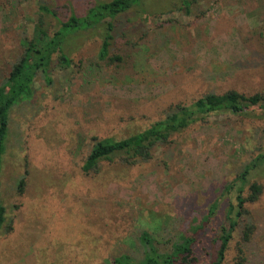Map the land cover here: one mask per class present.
Segmentation results:
<instances>
[{"label":"rangeland","instance_id":"rangeland-1","mask_svg":"<svg viewBox=\"0 0 264 264\" xmlns=\"http://www.w3.org/2000/svg\"><path fill=\"white\" fill-rule=\"evenodd\" d=\"M185 1L145 0L108 18L110 54L122 60L99 57L103 25L70 36L73 65L56 67L51 83L38 74L33 94L13 107L1 174L12 230L0 234V264H109L122 253L140 255L142 231L165 242L184 229L199 234L208 264L229 200L224 187L264 152V106L211 114L148 161L103 160L84 170L94 137H127L211 92L264 93V0ZM92 3L73 7L81 14ZM39 16L38 0H0V86ZM250 182L263 191L248 204L257 223L248 264H264V166ZM238 240L235 233L226 264Z\"/></svg>","mask_w":264,"mask_h":264},{"label":"trees","instance_id":"trees-1","mask_svg":"<svg viewBox=\"0 0 264 264\" xmlns=\"http://www.w3.org/2000/svg\"><path fill=\"white\" fill-rule=\"evenodd\" d=\"M143 1L145 0H93L92 6L78 14L73 7V0H38L40 16L35 22L33 34L24 41L21 57L13 64L9 76L0 86V234L12 230L10 224L6 225L7 212L1 196V174L13 107L21 98L33 94L38 74L51 83L52 72L56 67L66 70L73 65L74 61L65 50V45L70 36L80 35L81 31L103 25L99 57L109 59L110 63L122 60L120 55L110 54L115 24L108 18L115 19ZM184 3L189 6L191 2L186 0ZM59 4L69 8V15L62 16L57 10ZM263 106L264 93L248 95L237 90L211 92L190 104H177L174 108H169L162 118L127 137H94L84 170L95 169L103 160H122L130 165L148 161L158 146L170 142L175 134L205 120L211 114L240 115L252 107ZM260 166H264V152L247 163L239 176L225 185L223 195L228 196L229 200L224 211V224L218 234V245L208 264H226L235 233H238L239 240L232 264H248V245L257 230L255 216L248 204L256 202L263 191L260 183L250 182V176ZM26 175L19 179L20 192L24 190ZM217 209L218 203H213L207 218L214 216ZM198 235L184 229L175 234L174 238H167L162 242L145 230L139 237L142 245L140 255L122 253L113 257L109 264H204L197 246Z\"/></svg>","mask_w":264,"mask_h":264}]
</instances>
